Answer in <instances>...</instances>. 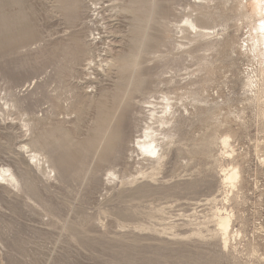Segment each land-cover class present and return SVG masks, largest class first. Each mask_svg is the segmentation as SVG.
Here are the masks:
<instances>
[{
    "label": "rangeland",
    "instance_id": "374dc122",
    "mask_svg": "<svg viewBox=\"0 0 264 264\" xmlns=\"http://www.w3.org/2000/svg\"><path fill=\"white\" fill-rule=\"evenodd\" d=\"M256 8L0 0V167L18 180L0 179V264H264V85L245 84L264 71ZM166 95L174 142L154 170L135 143Z\"/></svg>",
    "mask_w": 264,
    "mask_h": 264
},
{
    "label": "bare ground",
    "instance_id": "6f19581e",
    "mask_svg": "<svg viewBox=\"0 0 264 264\" xmlns=\"http://www.w3.org/2000/svg\"><path fill=\"white\" fill-rule=\"evenodd\" d=\"M255 1L257 2V8L255 12L253 11L254 13L252 12L253 14H250V13L248 14L247 12L245 13L243 12L245 16L251 20V26H252L250 40H247V41L251 43V46H252L251 48H253V49L250 48L252 50L250 51L255 54V57L262 56V60L264 63V27H262V24H264V2H261V0H255ZM186 22H187L186 24H189L190 28H192V30L196 34L198 33L199 34L201 33L204 35L209 34L207 33L208 31L206 28L199 26V24L196 23L194 20L187 19ZM262 68L264 69V67ZM247 78L248 80L245 83L246 86L251 91H255L259 93L258 91H260L264 85V83L262 82L264 81V71L262 69L258 70L256 74L250 75ZM171 101H172L171 98L166 95L165 97H163L162 102L161 100L159 103L156 101L150 102V115H149L150 117L148 118L149 121H147L144 127L143 133L139 137H137V141L135 143V145L137 146L136 148H138L141 151L142 155H144L145 157H150L151 159L154 160V163H153L154 170L159 169L162 166L164 160L166 159L167 150H165V146H170L174 142L172 134L170 132L168 133V132H165V130H163L165 127L169 126L171 122L169 116L175 112L173 111V104ZM118 129L120 130V128ZM111 134H114L113 131ZM223 143L226 146H230L229 136L224 137ZM22 148L25 149L27 152H29V156L31 160L34 163H36V165L41 166L44 164V161H43L44 157L41 152H39L38 150L32 149L28 144H24ZM239 176H240V171L238 167L233 166L226 170L224 180L226 183H230V182L233 183V181L236 180ZM0 179L3 182L9 183V184L18 183L17 177L12 172L10 167H4V166L0 167ZM232 186L234 187L233 184ZM232 217L233 215H231L228 212V210H224V208H221V207H217V211L213 215V218L217 224L218 230L223 235V244L227 247L229 246L231 242V234H232V228H233V218Z\"/></svg>",
    "mask_w": 264,
    "mask_h": 264
},
{
    "label": "snow or ice",
    "instance_id": "6c2138e0",
    "mask_svg": "<svg viewBox=\"0 0 264 264\" xmlns=\"http://www.w3.org/2000/svg\"><path fill=\"white\" fill-rule=\"evenodd\" d=\"M261 2H264V0H261ZM262 27H264V24H262Z\"/></svg>",
    "mask_w": 264,
    "mask_h": 264
}]
</instances>
